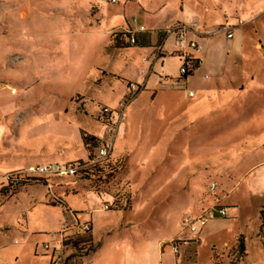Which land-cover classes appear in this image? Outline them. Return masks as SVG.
Returning a JSON list of instances; mask_svg holds the SVG:
<instances>
[{"label": "rangeland", "instance_id": "obj_1", "mask_svg": "<svg viewBox=\"0 0 264 264\" xmlns=\"http://www.w3.org/2000/svg\"><path fill=\"white\" fill-rule=\"evenodd\" d=\"M191 23L198 25L203 63L198 55L200 67L187 81L180 80L179 59L166 57L146 86L144 70L140 82L137 73L153 50L118 51L114 40L129 26L165 31ZM174 38L166 52L177 50ZM0 55L8 113L25 114L35 104L43 119L62 118L112 143L106 108L120 123L111 160L123 166L105 188L57 179L46 227L27 206L9 220L13 228H0V264H80L72 251L91 240L97 249L82 264H161L172 243L181 245L178 264H243L236 259L240 237L245 264H264V221L257 237L264 166L229 197L231 218L223 225L209 230L212 220L197 238L184 225L212 210L222 218L230 186L256 162L244 155L252 140L264 138V0H0ZM131 84L142 90L123 107ZM73 157L75 151L62 155L72 163ZM86 220L90 234L80 231Z\"/></svg>", "mask_w": 264, "mask_h": 264}, {"label": "crops", "instance_id": "obj_2", "mask_svg": "<svg viewBox=\"0 0 264 264\" xmlns=\"http://www.w3.org/2000/svg\"><path fill=\"white\" fill-rule=\"evenodd\" d=\"M141 27H144L145 29L143 31H140ZM128 28H129L128 30L124 29V31L126 32L132 31L130 26ZM133 32L137 33L136 37L138 40V46H133L128 49H119L118 51L130 50L133 48L153 50L149 57L141 58L142 66L140 67L137 73V79L140 82L143 80V76H140L139 72L140 70H144V82L146 83L147 86L149 79L151 78L152 75L155 74V69L158 66H160L162 69L165 68V62H163V60L166 57H171V58H178V57L172 56L173 53L165 51V42H167L171 36L167 38H163L161 37L160 30H156V31L148 30L147 27L143 25L138 26V29L135 31L133 30ZM195 36H199V35H196L194 33H190L189 35L191 39H195ZM160 46L162 47L163 55L157 59L155 57L156 50ZM258 46H260V44L256 45V47ZM199 55L201 57L200 59L202 60L201 61L202 64L203 58L201 56L202 55L201 46H200ZM178 59L180 62V68H179V75H180L182 62L180 58ZM146 72L147 75L145 74ZM128 77L130 81H133L132 75ZM138 80L136 82H138ZM243 88L244 87H241L239 91L240 93L243 91ZM4 90L9 91V87L8 88L0 87V228L1 227L4 228L5 226L6 227L9 226L5 228L7 230L13 228L14 224L9 223L10 222L9 220L14 218L16 215H19L21 212H25L27 210V206H30L34 210L33 212L30 211L31 209L28 211L31 212V216L36 215L37 213L41 215L42 217L41 224L44 227H46L48 223L46 220L48 208H51L52 206L56 205L54 204L53 201H51L52 199L51 195L53 192L52 187L54 186L53 183H56L57 179H62V178L55 177L54 179L49 181L34 180L28 182L23 187L10 188L8 186L9 182L7 176L11 173L18 172L21 170H26L33 166L50 165V164L62 165L63 162L69 161L68 159H63L62 155L65 156L69 152H74V151L76 153V157L72 158L73 163L86 162L89 157L87 151L85 150L84 142L82 138V133L85 132V130L81 127L70 126L69 123L64 122L62 118L55 117V119L52 118L43 119L39 113H36L32 110V106H34L35 104L30 107H27V109L25 108V110L27 111L25 114L21 111V109H16L13 113L12 112L8 113V111H6L5 106L11 103L3 100L5 98ZM12 93H15L14 89L12 90ZM9 121L11 122L8 123ZM254 140H252V143H254L253 147H250V149H248L249 151L246 152L249 154H246V156L244 155V157L246 159L248 158L255 159L256 162L239 178V181L237 182L236 185L230 186V191H229L230 196L225 197L224 199V205L226 208H228V217L213 220L214 226H212L209 230L216 228V225L217 226L223 225V223H225L227 219L231 218V215L229 217V214L232 212V210L231 207L227 205V201L229 200V197H231L232 195H234L235 192L238 191V188L240 187V185H242L241 184L242 182H245L247 178L251 177L256 170L264 166V138L259 140L257 139ZM246 147H248V144L246 145ZM74 160H76L77 162ZM71 163L72 162L69 161L66 165ZM109 163L114 164L115 162L112 161L110 158ZM114 180L112 182H114ZM63 182L64 180L61 181V183ZM112 182H109L108 184H105L102 187L105 188ZM255 182H257L255 181V179L251 180V183H255ZM58 196L59 195H56L57 200L62 202L61 197ZM262 208L264 209V205ZM262 208L259 210V213L257 215L258 226H259L257 231V237H260V239L264 235V234L260 235L261 228L263 227ZM239 217L240 215L238 216V214H236L234 215V217H232L234 218L232 220L238 221ZM84 222H88L90 226H92L91 221L86 220ZM215 223L217 224L215 225ZM65 225H63V229L61 231L63 233L66 232L69 233L71 228L67 229L66 227H64ZM206 227L201 229L200 231L201 235L205 233ZM7 230H4L3 232ZM179 236H181V234ZM187 243L189 245V243L191 242H185L184 245H186ZM95 247L96 248L94 251H96L97 249V246ZM160 249H162L161 245H160ZM171 251L172 250H170V252H168L167 254H165L164 252L161 253V264H166V257L168 255L169 257L172 256L173 259H175L174 264H178L181 261L180 259L181 254L179 253L176 255L173 253V251L172 252ZM93 252H91L88 256L85 257H77L79 259L80 264L83 263L82 259L89 257ZM173 259H171L172 262Z\"/></svg>", "mask_w": 264, "mask_h": 264}, {"label": "built area", "instance_id": "obj_3", "mask_svg": "<svg viewBox=\"0 0 264 264\" xmlns=\"http://www.w3.org/2000/svg\"><path fill=\"white\" fill-rule=\"evenodd\" d=\"M112 3H116L117 0H110ZM198 25L195 23H191L190 25L184 24H177L174 26H169L166 30V38L170 36L175 37V43L177 47V52L182 55L184 60L191 59L196 61L195 63L198 64L200 54V45L195 39H191L189 37L190 33H194L198 35L197 31ZM145 28L141 27L140 31H143ZM228 31H231L228 29ZM130 35L131 43H135L136 41V32L130 31L127 32ZM228 37H232V34L229 33ZM163 55L162 47H158L156 50V58H160ZM191 66H181L180 73L181 75H186L190 72ZM141 86L136 84H131V95L129 96L126 101L122 102L121 105L123 107H127L129 103H131L137 95L141 91ZM191 96L193 94L191 93ZM105 113L108 115L110 110L105 109ZM111 118V125L109 126V133L114 136L112 143H107L100 141L98 149L93 153V159L88 160L87 162L81 163H71L66 166H62L60 164H50V165H41V166H33L26 170H21L18 172L11 173L7 176L8 179V186L10 188H20L21 185L27 184L28 182L34 181L33 178L36 176L48 175L52 177H75L78 174L88 171L91 166L94 165H102L110 162L111 155L113 154L114 150V143L116 141L117 135L119 133V125L120 123L115 122ZM109 209V207H106ZM218 214L222 218H227L228 216V208L224 207L218 211ZM216 218V213L214 210L203 214L197 218L187 219L184 222L185 227L188 231L197 238L201 229L206 227L212 220ZM80 231L82 233H90L91 226L89 223H84L80 225ZM172 251L174 254L180 253V245H174L172 243Z\"/></svg>", "mask_w": 264, "mask_h": 264}, {"label": "trees", "instance_id": "obj_4", "mask_svg": "<svg viewBox=\"0 0 264 264\" xmlns=\"http://www.w3.org/2000/svg\"><path fill=\"white\" fill-rule=\"evenodd\" d=\"M161 37H163L165 33V31H161L160 32ZM136 41L135 43H131V38L130 35L128 33H118L114 36V40L116 42V46L119 49H128L131 48L133 46H138V40L137 37L135 38ZM132 45V46H130ZM172 56H177L178 58H180L182 65L184 66H191L190 68V72L186 75H181L180 73V80L181 81H187V79H190L195 71L197 69H199V65L196 64L194 60L191 59H186L184 60L182 58V55L180 53H178L177 51L175 53L172 54ZM106 109V108H105ZM105 109H103V119H104V124L110 126L111 125V117H112V113L110 111V113L107 115L105 113ZM100 119V118H98ZM82 138H83V142H84V147L85 150L88 153V157L89 160L93 159V153L98 149L99 144H100V140L97 139L96 137L89 135L86 132L82 133ZM123 166L122 163L120 162V160L118 162H115L114 164H110V163H106V164H102V165H94L91 166L88 171H84L80 174H78L77 176H75L74 178L76 179H86L91 181L94 185H104L106 183L112 182L116 176L121 172ZM40 182V181H38ZM25 186V184L21 185L20 187ZM264 221V218H263ZM90 234V233H87ZM84 248H80L77 249L75 251V249L72 251V255L75 256V258L77 257H85L88 256L91 252H93L95 250V246L91 243V241H88L86 243H84ZM236 259L237 261H242L243 264H245V259L247 257V248H246V243L245 240L240 237L237 240V245H236ZM214 264H221L218 261H214Z\"/></svg>", "mask_w": 264, "mask_h": 264}]
</instances>
